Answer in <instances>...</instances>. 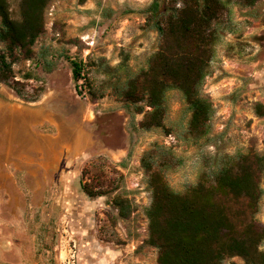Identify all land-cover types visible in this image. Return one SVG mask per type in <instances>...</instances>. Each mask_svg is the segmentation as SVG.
<instances>
[{
	"label": "rangeland",
	"instance_id": "rangeland-1",
	"mask_svg": "<svg viewBox=\"0 0 264 264\" xmlns=\"http://www.w3.org/2000/svg\"><path fill=\"white\" fill-rule=\"evenodd\" d=\"M8 1L17 18L18 1ZM151 1L49 0L33 54L12 64L28 96L0 82V264H157L142 155L162 154L165 181L183 192L250 149L264 153V115L254 111L264 104V0L230 2L215 22L200 88L212 114L200 137L186 131L190 110L178 90L166 92L163 126L145 130L138 122L148 106L137 102L143 111L135 113L112 85L145 68L159 46L146 23ZM71 59L82 63L81 89ZM92 175L107 181L106 195L82 191L80 181ZM260 187L256 210L242 200L238 219L264 226V171ZM114 195L129 201L126 216ZM223 264L244 263L232 256Z\"/></svg>",
	"mask_w": 264,
	"mask_h": 264
},
{
	"label": "trees",
	"instance_id": "trees-1",
	"mask_svg": "<svg viewBox=\"0 0 264 264\" xmlns=\"http://www.w3.org/2000/svg\"><path fill=\"white\" fill-rule=\"evenodd\" d=\"M17 18L11 17L8 0H0V82L16 94L26 97L25 87L14 79L12 64L17 58L28 59L32 45L44 29V10L49 0H17ZM257 0H152L146 7V23L154 28L159 46L147 66L113 81L114 89L135 113L144 101L149 109L138 122L142 129L163 126L165 95L178 90L190 110L186 131L192 137L208 132L212 114L210 101L200 88L207 72L213 44L217 38L215 22L230 2L251 6ZM75 86L82 88L81 61L70 60ZM48 66L49 63L47 62ZM30 78V73H25ZM28 100L36 99L29 95ZM257 115H264V104L254 103ZM156 149L146 151L141 165L147 173L151 201L146 208L147 242L157 251V264H223L227 257L238 256L244 264H264V226L249 219H238L237 205L244 200L255 211L262 195L260 178L264 171V153L250 149L238 156L235 166L222 167L212 180L199 179L183 192L173 190L164 179V160ZM80 181L90 196L109 192L108 183L99 175ZM112 203L120 216L131 209L129 201L114 195Z\"/></svg>",
	"mask_w": 264,
	"mask_h": 264
}]
</instances>
